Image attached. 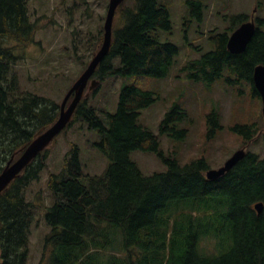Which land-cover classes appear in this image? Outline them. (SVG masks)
I'll return each instance as SVG.
<instances>
[{
  "label": "trees",
  "instance_id": "1",
  "mask_svg": "<svg viewBox=\"0 0 264 264\" xmlns=\"http://www.w3.org/2000/svg\"><path fill=\"white\" fill-rule=\"evenodd\" d=\"M126 1L116 9L110 49L94 73L99 84L109 73L164 77L177 54L173 43L159 39L160 31L171 30L168 9L157 0H133L132 6ZM190 1L189 16L200 21L202 2ZM248 18L241 13L235 17L237 25L212 31L211 50L181 67L194 80L248 86L244 94L237 90L229 126L240 134L242 145L262 130V103L252 74L256 64H264V19L256 17L244 51L231 53L227 40ZM38 29L29 0H0V172L59 115L57 101L20 87L15 68L16 48L35 42ZM94 37L98 41L92 52L102 43V23ZM114 57L120 59L117 68L110 64ZM156 98L154 91L123 86L116 111L106 113V124L82 98L65 129L83 121L96 129L108 164L100 174H85L73 147L61 171L49 173L46 189L52 204L45 206L40 196L37 203L25 196L47 167L49 150L41 151L0 193V264H27L30 227L39 208H45L50 231L38 264H264V157L247 148L214 179L206 177L204 157L179 164L159 150V135L138 123L140 111ZM214 107L204 115L208 139L223 128L220 107ZM191 122L182 107L174 106L159 131L183 140ZM136 149L156 152L167 169L143 174L129 158ZM257 201L262 202L260 213L254 209Z\"/></svg>",
  "mask_w": 264,
  "mask_h": 264
},
{
  "label": "rangeland",
  "instance_id": "2",
  "mask_svg": "<svg viewBox=\"0 0 264 264\" xmlns=\"http://www.w3.org/2000/svg\"><path fill=\"white\" fill-rule=\"evenodd\" d=\"M84 1L88 2L29 0L31 18L37 20L39 29L35 33V42L23 48H16L18 51L14 53L19 57L15 68L23 90L60 103L85 68L97 45L98 40L94 35H98L99 27L103 24L108 0ZM157 1L168 9L171 20V30L160 31L159 39L171 42L177 47L169 74L164 77H125L119 73H109L103 78L97 91L89 94L87 104L98 109L97 115L102 123L106 124V113L116 111L123 86L134 85L143 90L154 91L157 98L140 111L138 123L159 135V150L166 156L176 158L179 164L204 157L210 168H218L242 146L240 134L235 133L229 126L232 124L234 102L240 92L246 93L248 86L228 85L220 80L210 83L194 80L188 76L186 70H181V67L189 59H198L211 50L209 35L212 30L222 32L234 24L237 25L235 17L241 13L250 15L257 7L255 16L264 19V0H196L202 2V20L199 21L193 16V20L188 23L192 9L189 8L190 0ZM132 4L133 0L125 2L126 6ZM110 64L114 65V68L120 66L119 57L110 59ZM243 105L244 103L241 109ZM174 106L182 107L192 119L186 136L179 141L159 131L162 118ZM214 106L220 107L223 128L215 137L208 139L204 115L215 109ZM259 109L261 114V106ZM259 122L262 133V115ZM261 133L248 145V150L264 157V133ZM99 141V133L85 121L76 122L58 133L48 147L47 167L41 171L39 179L26 189V199L37 203V197L40 196L45 206L52 204L51 193L46 189L49 173L61 171L64 157L73 147L78 149L82 172L100 174L106 168L108 158L98 146ZM129 158L145 175L167 169L160 155L154 151L132 150ZM44 210L45 208L38 209L30 227L27 264H38L42 244L50 231L44 220Z\"/></svg>",
  "mask_w": 264,
  "mask_h": 264
},
{
  "label": "water",
  "instance_id": "3",
  "mask_svg": "<svg viewBox=\"0 0 264 264\" xmlns=\"http://www.w3.org/2000/svg\"><path fill=\"white\" fill-rule=\"evenodd\" d=\"M123 0H109L106 18L104 21L103 41L100 48L93 54L88 65L73 82L67 93L65 94L61 104L60 113L56 121L48 128L39 131L34 139L22 149L20 155L15 159L14 156L5 164L0 172V193L6 186L20 173V171L29 164L42 150H44L54 137L68 124L71 120L72 114L84 96H88L91 90L96 88L99 81L90 79L95 72L100 61L108 53L112 42V21L117 6ZM255 11V9H254ZM255 32L254 12L250 19L240 24L228 37L227 48L232 53H240L244 51L249 40ZM252 81L259 92L262 99V115L264 117V64H257L254 66ZM89 85L87 87V84ZM87 87V91L85 89ZM73 94L71 101L67 104L69 97ZM245 155L244 148L236 150L228 159L225 160L222 166L216 169H208L206 177L214 179L224 174L233 165H235ZM254 208L258 213L262 210V203L258 202Z\"/></svg>",
  "mask_w": 264,
  "mask_h": 264
},
{
  "label": "bare ground",
  "instance_id": "4",
  "mask_svg": "<svg viewBox=\"0 0 264 264\" xmlns=\"http://www.w3.org/2000/svg\"><path fill=\"white\" fill-rule=\"evenodd\" d=\"M12 156H14V155H12ZM14 157H15V156H14ZM10 159H11V158H10ZM10 159H9V160H10ZM9 160H8V161H9ZM8 161H7V162H8ZM7 162H6V163H7ZM162 196H163V195H162ZM258 202H259V201H257V203H258ZM261 203H262V202H261ZM255 204H256V202H255ZM255 204H254V206H255ZM254 209H255V208H254ZM23 227H24V226H23Z\"/></svg>",
  "mask_w": 264,
  "mask_h": 264
},
{
  "label": "flooded vegetation",
  "instance_id": "5",
  "mask_svg": "<svg viewBox=\"0 0 264 264\" xmlns=\"http://www.w3.org/2000/svg\"><path fill=\"white\" fill-rule=\"evenodd\" d=\"M197 19L199 18V17H196ZM193 19L192 18H188V20L187 21H192Z\"/></svg>",
  "mask_w": 264,
  "mask_h": 264
}]
</instances>
